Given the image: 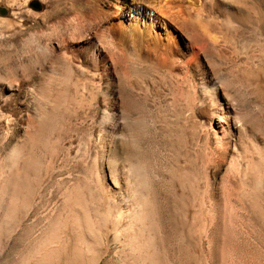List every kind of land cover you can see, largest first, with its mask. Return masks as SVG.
<instances>
[{"label":"rangeland","instance_id":"1","mask_svg":"<svg viewBox=\"0 0 264 264\" xmlns=\"http://www.w3.org/2000/svg\"><path fill=\"white\" fill-rule=\"evenodd\" d=\"M10 1L0 0L3 21H14ZM227 1V14L200 11L190 28L198 37L203 67L218 80L215 104L197 89L196 71L182 54L178 36L172 63L103 49V59L82 65L73 75L52 126L33 132L19 127L0 136V183L8 172L6 156L27 132L34 139L37 163L24 182L27 192L17 200L4 196L0 201V264L136 262L121 253L124 233L122 222L115 220L127 208L107 204L89 172L101 142L96 117L104 107L118 112L124 135L128 127L135 128L140 152L156 175L152 198L160 255L147 264H264V162L249 142L244 154L239 147L246 135L264 148V0ZM48 2L50 8L62 3L68 16L63 8L76 0ZM38 3L28 2L31 12L43 10ZM25 17L21 35L11 24H0V79L25 76L22 67L30 53L23 36L39 28L52 33L41 18ZM51 43L57 52L65 48L56 39ZM51 70L46 63L43 73ZM43 73L34 76L35 90ZM111 74L115 82L107 90L104 80ZM233 120L244 132L236 147L224 134ZM243 160L258 161L262 169L251 165V175L240 177L237 166ZM73 190L82 192L87 209L97 213L98 224L90 227L94 241L87 250H77L76 236L57 226L52 242L43 239L56 216H66L65 196ZM23 199L29 209L19 216L17 204Z\"/></svg>","mask_w":264,"mask_h":264},{"label":"bare ground","instance_id":"2","mask_svg":"<svg viewBox=\"0 0 264 264\" xmlns=\"http://www.w3.org/2000/svg\"><path fill=\"white\" fill-rule=\"evenodd\" d=\"M29 1L11 0L14 21L0 19V24H11L21 35L27 20L25 16H31L33 21L35 18H41L42 22H45L44 26L52 27L53 30L50 33L39 28L23 36V42L30 53L29 63L22 67L25 76L20 80L14 79L13 76L0 79V136L19 127L28 128L33 132L36 127L41 131L52 126L56 112L62 108V105L57 103L67 93V86L73 75L81 70L82 65L95 64L103 59V49L172 63L178 36L182 39V54L192 62L196 71L197 89L210 105L218 102V80L210 76L203 67L205 63L201 59V51L196 49L200 45L198 37L191 33L190 28L192 30V27H195L193 18L198 16L200 11L209 14L226 13L227 7L231 4L229 1L82 0L83 3L80 4L81 0H76V3H70L69 7L63 8L70 12L68 16L62 11V3L50 8L48 0H38V6L43 10L31 12ZM235 5L238 7V4ZM53 39L64 43L65 48H60L61 50L57 52L51 43ZM48 62L52 64V70L46 75L43 72ZM115 63L113 62V69ZM41 72L44 77L35 90L34 76ZM114 79L113 74L105 77L104 86L107 90L113 89ZM121 120L118 112L108 107H104L97 115L96 122L101 133V142L89 172L91 181L98 186L107 204L116 202L127 208L124 214L119 212L115 218L119 223L122 222L123 229L120 230L124 233L121 253L132 262L147 264L158 261L157 257L160 255L158 224L152 198V178L156 175L140 152L141 148L134 137L135 128L127 126L128 133L124 135L122 131L124 124ZM224 134H227L232 147H236L238 142L241 143V137L244 136L243 129L235 120ZM23 137L22 141L13 144L9 154L4 157L3 164L8 167V172L4 173L6 176L2 177L0 183V201L4 196L17 200L21 194L27 192L24 182L30 178L37 163L36 156L34 157V139L29 132ZM242 138L244 142L239 147L243 154L249 142L248 147L259 156L257 157L261 162H264V148L258 147L257 143L246 135ZM244 161L237 166L240 177H246L251 173V171L248 173L251 165L259 166L256 164L258 161H253L254 164L250 163L251 160L248 161L250 164ZM87 185H84L83 189L90 195ZM65 197L66 203L63 207L67 210L66 216L61 218L58 214L53 224L49 226V234L43 239L45 242H52L56 237L54 232L57 228L54 227L57 226L59 229L69 230L76 236L74 239L77 250H87L94 241L90 238L92 236L90 227L98 224L97 213L93 208V211L87 209L82 192L69 191ZM23 200L17 204L19 216H24L29 209L28 202ZM39 251L35 253L36 256L41 255Z\"/></svg>","mask_w":264,"mask_h":264}]
</instances>
